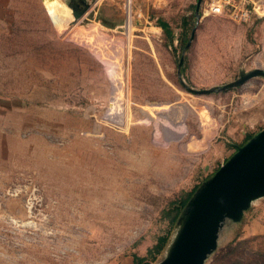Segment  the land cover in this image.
<instances>
[{
	"label": "rangeland",
	"instance_id": "rangeland-1",
	"mask_svg": "<svg viewBox=\"0 0 264 264\" xmlns=\"http://www.w3.org/2000/svg\"><path fill=\"white\" fill-rule=\"evenodd\" d=\"M84 1L73 23L67 0H3L0 264H132L169 232L162 264L185 218L164 211L264 128V76L190 90L264 69V0L247 20L205 0L198 20L197 0ZM203 264H264V195L220 222Z\"/></svg>",
	"mask_w": 264,
	"mask_h": 264
},
{
	"label": "water",
	"instance_id": "water-1",
	"mask_svg": "<svg viewBox=\"0 0 264 264\" xmlns=\"http://www.w3.org/2000/svg\"><path fill=\"white\" fill-rule=\"evenodd\" d=\"M202 0L195 5L196 20ZM72 10L77 22L90 7L83 3L77 10L66 3ZM192 29L190 41L194 36ZM181 56L178 67H181ZM264 76V69L255 68L247 73L240 72L239 78L223 86L208 89H190L197 94L212 93L236 87L255 76ZM264 195V128L255 133L243 145L219 166L208 179L203 181L189 200L181 217L183 225L177 240L162 264H203L207 254L216 245V233L224 218L238 219L250 202Z\"/></svg>",
	"mask_w": 264,
	"mask_h": 264
},
{
	"label": "trees",
	"instance_id": "trees-1",
	"mask_svg": "<svg viewBox=\"0 0 264 264\" xmlns=\"http://www.w3.org/2000/svg\"><path fill=\"white\" fill-rule=\"evenodd\" d=\"M194 16L195 15L193 14L192 17H194ZM188 21H189L188 19H186L184 21V26H186L182 29V35H184V36H187V32L190 29V27H187ZM157 24L163 30L165 37H166V40L168 42L172 43L173 39H174V35H173V31L171 30V27L169 26V24L162 19H158ZM181 44H183L182 41H181ZM180 72L181 73L183 72V67H180ZM251 136H252V134L251 135L248 134L245 137L244 141L241 142V144L238 146L243 145L248 139H250ZM199 185H196L190 192H188L184 196L173 200L170 203L171 207L168 210L164 211L165 216L169 217V225L171 227L175 226L176 222L181 217L183 210L186 208L189 200L191 199V197L193 196L194 192L196 191V189L198 188ZM168 235H169V232H166L165 234L158 236L154 245H152L150 248H148L147 254L145 256L133 255L132 264H151L152 261L155 260L157 255L160 254L162 252V250L164 249V247L166 246L167 241H168Z\"/></svg>",
	"mask_w": 264,
	"mask_h": 264
},
{
	"label": "built area",
	"instance_id": "built-area-1",
	"mask_svg": "<svg viewBox=\"0 0 264 264\" xmlns=\"http://www.w3.org/2000/svg\"><path fill=\"white\" fill-rule=\"evenodd\" d=\"M250 0H205L206 15L229 16L247 20L250 18L251 11L246 7ZM131 21L133 14L130 10L127 13V20Z\"/></svg>",
	"mask_w": 264,
	"mask_h": 264
},
{
	"label": "crops",
	"instance_id": "crops-1",
	"mask_svg": "<svg viewBox=\"0 0 264 264\" xmlns=\"http://www.w3.org/2000/svg\"><path fill=\"white\" fill-rule=\"evenodd\" d=\"M86 3H88V2H86ZM3 7H4V2H3V0H0V29L2 28V22H3ZM89 9V8H88ZM87 9V10H88ZM94 14H96V12L94 13ZM93 14V15H94ZM181 72H180V68L178 67V74H180ZM236 80V79H235ZM234 81V80H233ZM232 82V81H231ZM237 87V86H236ZM238 145H236L235 147H237ZM236 149V148H235ZM235 151V150H234ZM232 155V154H231Z\"/></svg>",
	"mask_w": 264,
	"mask_h": 264
},
{
	"label": "flooded vegetation",
	"instance_id": "flooded-vegetation-1",
	"mask_svg": "<svg viewBox=\"0 0 264 264\" xmlns=\"http://www.w3.org/2000/svg\"><path fill=\"white\" fill-rule=\"evenodd\" d=\"M68 3L72 4L77 10L83 7L84 0H67Z\"/></svg>",
	"mask_w": 264,
	"mask_h": 264
}]
</instances>
